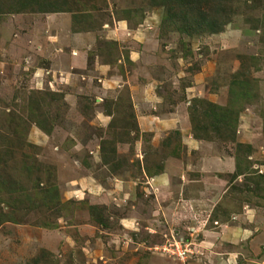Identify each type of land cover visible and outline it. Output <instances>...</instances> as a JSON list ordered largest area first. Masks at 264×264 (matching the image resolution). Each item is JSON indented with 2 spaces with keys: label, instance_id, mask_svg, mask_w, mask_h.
Instances as JSON below:
<instances>
[{
  "label": "rangeland",
  "instance_id": "374dc122",
  "mask_svg": "<svg viewBox=\"0 0 264 264\" xmlns=\"http://www.w3.org/2000/svg\"><path fill=\"white\" fill-rule=\"evenodd\" d=\"M67 2L72 13L89 16L82 28L96 35L89 62L71 71L61 56L41 54L50 14L0 15V132L51 172L62 205L60 214L33 212L23 224L2 225L0 264H29L42 254L45 264H264V192L224 172L236 143L214 132L198 140L191 123L203 101L227 106L230 84L245 74L258 96L239 116L237 142L253 146L241 166L264 172V0L203 4L200 14L213 15L217 33L170 15L163 24L166 7L152 0ZM118 22L136 32L108 33ZM110 39L116 45L109 48ZM35 67L51 72L36 76ZM32 95L46 101L51 135L32 123ZM103 145L111 156L116 150L113 165L102 162ZM9 173L12 166H0L6 181ZM180 239L192 244L184 259L163 248Z\"/></svg>",
  "mask_w": 264,
  "mask_h": 264
},
{
  "label": "trees",
  "instance_id": "16d2710c",
  "mask_svg": "<svg viewBox=\"0 0 264 264\" xmlns=\"http://www.w3.org/2000/svg\"><path fill=\"white\" fill-rule=\"evenodd\" d=\"M67 1L68 0H0V15L24 14L29 12L33 14L71 13L73 31H84V28H82L84 26H82V24L83 22H89L87 20L89 16L72 13V11L67 8ZM213 1L214 0H152V3L156 6L162 5L166 7L163 24H165V21L167 22V16L170 15V18H183L184 22L190 23L193 26L196 24L200 29L209 27L207 29L211 30V32L213 31V33H217L218 31L215 29L217 21L211 20L213 15L206 16L203 13L200 14V8L203 4H209ZM196 8H199V10H195ZM178 9L183 15L174 13ZM82 18L86 20L83 21ZM85 30H93V28L89 27ZM115 45V41H110L106 46L110 48ZM103 53V51H100V54ZM235 80L236 81L230 84L229 102L227 106H220L215 103L203 101V103L207 105L202 110L197 108L194 109L191 117L194 136L198 140H212L210 139V132H214L219 136L224 135L226 139L236 143L238 154L235 156L236 172L233 174L234 180H237L238 177L245 176L248 178L247 180L254 185L252 186L254 187L253 189L250 188L251 186H246L247 190L264 192L263 168L260 170H253L249 164L245 167V171H243L241 166V163L246 162L245 160H249V156L253 154V146L237 142L239 116L243 112L245 104L258 96V87L256 83L245 76V74L241 77V73H239ZM43 96L47 99L46 93L43 94ZM55 98L57 99V97ZM198 101L201 102V100ZM200 102L198 105L201 104ZM27 106L30 107V116L32 117L31 120L33 125L39 128L43 133L51 135L55 125L52 123L49 124L48 113L45 111L46 101L44 100L41 102L35 98V95H32ZM111 114L112 113H108L109 116H112ZM9 116H11L10 123L14 124L18 116L12 112ZM14 133L18 134V130H14ZM6 136V134L0 132V166L2 165L4 169H8L12 166V173H9L8 177L10 178L8 181L0 175V227L9 223L23 224L27 217L33 212L42 213L44 216H48L51 212L60 214L59 207L62 206L59 202L60 195L58 188L52 183L51 172L48 171L45 173L41 166H36L41 163L33 161L32 157L23 153L22 145H15L14 140L11 139L12 141H10V138ZM15 148H22L20 150L23 156L19 160H13ZM101 150L102 162L107 166L111 163V159L115 155L116 150L113 151V154L111 153L112 156L105 152V145L102 146ZM249 163L251 162L249 161ZM114 168L115 169L111 171L112 173H116L118 170L117 166ZM247 172L250 176L247 175ZM43 177H46L48 180L44 181ZM26 182L30 184L29 187L26 186ZM44 182L46 185H43ZM233 189L239 188L234 187ZM230 190H228V193ZM242 192L243 191L240 190L241 195H243ZM98 209L97 205L90 204L88 207L89 214L96 223L105 227L107 223L105 222L102 212ZM40 224L46 229L57 228V226L50 223V221L41 220ZM186 242L191 243L189 241ZM45 263V255L42 254L32 259L29 264Z\"/></svg>",
  "mask_w": 264,
  "mask_h": 264
},
{
  "label": "crops",
  "instance_id": "0c3cea01",
  "mask_svg": "<svg viewBox=\"0 0 264 264\" xmlns=\"http://www.w3.org/2000/svg\"><path fill=\"white\" fill-rule=\"evenodd\" d=\"M56 17V18H55ZM47 18H52L53 19V23H49V26L47 27L48 29V38L45 35L44 38H42V40H46L45 43H43V47L44 49H42V56L44 58L49 57L50 59H55L57 56H61V61L63 63L66 64V67L69 65V68H71L69 71L77 68L80 66V68H83V66L85 65V61L89 62L88 60H90V55H89V51L87 50L88 48V44L91 38L96 39V35L93 31L91 30H84V31H73V21H72V16L69 15L68 13H58V14H50ZM124 21V20H123ZM123 22H118V24H114V26H109L107 25L106 27L108 28L107 32L111 33V32H123L126 34H133L136 31H132L127 27H123ZM125 29V30H124ZM52 30H55L56 33L52 34ZM141 31V29H138V31ZM60 38H57V36ZM46 37V38H45ZM51 38H56L55 39H51ZM110 41H113V39H110ZM80 45L81 49L78 50L77 49V43ZM67 45V47H66ZM48 46V48H47ZM33 48H37V45L34 46V43L32 44ZM66 48H68V50H66ZM86 53V59L84 57L83 53ZM97 56V55H96ZM132 62L136 63L135 60L132 59V56H130ZM94 63V60H93ZM35 71L34 74L36 76H42L43 74H47L49 72H51L50 69H45L43 67H35ZM60 70V69H59ZM62 71V70H60ZM117 78V76H113L110 77V79H107L105 81L104 77H97L99 83L105 81V84L112 82V80ZM41 79V78H40ZM38 79V80H40ZM236 166V160H230V162H228L229 165V169L228 170H224V172H230L228 174H234V171H230L231 169H235L233 166ZM164 171L161 174H158L156 177H159L160 175H164ZM218 179V178H217ZM221 181V180H220ZM85 192V191H84Z\"/></svg>",
  "mask_w": 264,
  "mask_h": 264
},
{
  "label": "built area",
  "instance_id": "2783aa9c",
  "mask_svg": "<svg viewBox=\"0 0 264 264\" xmlns=\"http://www.w3.org/2000/svg\"><path fill=\"white\" fill-rule=\"evenodd\" d=\"M175 242H176V240H174V243L172 245H169V247L164 246L163 248H166L164 250L171 251V253H173V251L176 250L174 253H176L177 255H181V257L183 259L185 258L186 255L189 256L188 246H191L192 244L191 243H187L186 241H184L182 239L179 240V244L178 243L176 244ZM180 245L182 247H180ZM175 246H176V249H174ZM169 248H171V249H169ZM182 248H184V249H182Z\"/></svg>",
  "mask_w": 264,
  "mask_h": 264
}]
</instances>
